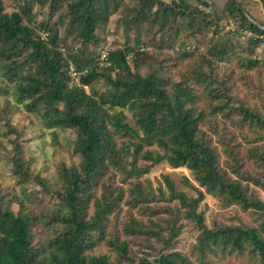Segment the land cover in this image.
<instances>
[{"label": "trees", "instance_id": "16d2710c", "mask_svg": "<svg viewBox=\"0 0 264 264\" xmlns=\"http://www.w3.org/2000/svg\"><path fill=\"white\" fill-rule=\"evenodd\" d=\"M218 1L13 0L7 12L0 0V96L11 88L41 133L79 159L37 169L32 138L0 99L12 184L0 185V264H192L173 251L184 222L198 233L196 264H264V201L249 190H264V173L245 168L264 171V146H250L264 141V84L242 73L264 67V21L245 0ZM233 64L261 109L236 94ZM162 164L186 169L197 197L167 175L153 189L143 176ZM205 195L254 212L258 226L207 227ZM100 245L114 258L94 254Z\"/></svg>", "mask_w": 264, "mask_h": 264}, {"label": "rangeland", "instance_id": "374dc122", "mask_svg": "<svg viewBox=\"0 0 264 264\" xmlns=\"http://www.w3.org/2000/svg\"><path fill=\"white\" fill-rule=\"evenodd\" d=\"M5 5V9L7 12L12 11L15 8V4L13 0H2ZM168 1V0H164ZM246 4L245 7L249 10L251 15L256 17L259 20L264 21V11L262 9V6L260 3H258L256 0H245ZM211 4L219 5L218 0H209ZM36 13V11H34ZM117 17H113L108 25V30L110 33H112L115 29V23H116ZM259 53V51H258ZM235 63V62H234ZM235 65L233 68H229L225 70L226 74H230L229 72L233 69V76L236 79V94L239 95L241 98L245 99L246 101L250 103H254L259 109L260 103L257 99H251L250 94L246 90L245 87L241 85V83L238 81V76L241 73L242 69L237 65ZM245 73V75L254 83V84H264V67L261 68L257 73L256 71H248V72H242ZM6 86V85H4ZM8 88V86L6 87ZM234 91V92H235ZM5 96L2 98L0 96V99H4V103L1 101V105H4V114L12 118V125L14 129H16L18 132H21L24 130L28 137H31L32 140L29 143V148L31 152L29 154L33 155L35 157L34 165L37 169H41L42 167L47 166V170L45 171L47 174L51 171V167L59 163L60 161L66 162V163H77L78 157L71 151H62V149L59 146L53 145L54 143L52 140V137L44 131L39 130V126H36L37 120L34 116L28 114L24 107L21 105H18L16 101L11 98V88H8V90L4 93ZM217 121H220V118L217 119ZM226 126H229L226 123ZM4 130L2 129V122H0V133H3ZM246 132V130L244 131ZM32 134V135H31ZM213 139V146L217 145L214 143ZM237 141L240 142L241 147L240 151H244L246 145L244 144L241 137H236ZM0 141L2 145L5 144L4 138L0 135ZM59 145L63 144V141L59 138L58 140ZM255 145H261L264 146V141L257 142L256 144H252L250 146ZM1 147V146H0ZM62 148V147H61ZM4 150L2 147L0 148V185H12L9 179L7 178V172L5 170V160L1 157V154H4ZM217 152L220 153L219 148L217 147ZM224 159L223 155L220 154V161ZM245 168L249 172L252 173V175L257 176V174L263 172V169L257 168L254 166L251 162H246ZM44 172V173H45ZM162 175H167L173 184L175 185V188L177 191L184 192L189 197H197V193L190 187H188L185 184V179L190 182L191 185H193L195 188H198L196 183L192 180V177L190 173L183 168L178 169H171L167 167L166 165L162 164L160 166L154 167L151 169V171L143 176V179H148L150 183L152 184L153 189H156L159 182L162 181ZM200 191L203 192L202 189L199 188ZM249 190L257 196L260 200L264 201V190L262 188H258L254 185L249 186ZM164 192H166V189H163ZM167 194V192H166ZM172 206L174 203L171 204ZM198 209L203 211L204 213V219H205V225L207 227H211L213 222H220L226 225L230 224H238L243 223L248 226L257 227L260 220L258 219V216L252 212H242L239 208L236 206L230 207V208H221L220 205L217 203L215 199H212L209 196L204 197V199L199 203ZM184 227L182 229V232L180 233L179 237L177 238V245L175 246L173 251H177L180 253L183 257H185L190 263L196 264V253L193 250V244L195 242V237L197 236V232L195 231L193 225L183 223ZM94 254H106L110 257V259L114 258V255L109 252V250L103 246L100 245L96 247L93 250ZM210 260L214 264H252V262L246 257H226V258H214L210 257Z\"/></svg>", "mask_w": 264, "mask_h": 264}, {"label": "built area", "instance_id": "2783aa9c", "mask_svg": "<svg viewBox=\"0 0 264 264\" xmlns=\"http://www.w3.org/2000/svg\"><path fill=\"white\" fill-rule=\"evenodd\" d=\"M100 59H104V54L102 53L101 56H100Z\"/></svg>", "mask_w": 264, "mask_h": 264}]
</instances>
